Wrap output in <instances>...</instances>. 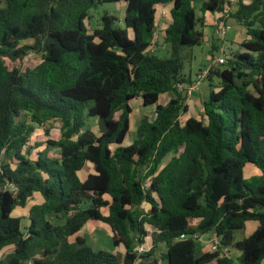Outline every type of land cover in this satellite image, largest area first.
Here are the masks:
<instances>
[{"label": "trees", "instance_id": "16d2710c", "mask_svg": "<svg viewBox=\"0 0 264 264\" xmlns=\"http://www.w3.org/2000/svg\"><path fill=\"white\" fill-rule=\"evenodd\" d=\"M197 1L0 0V264H264V0H239L232 17L247 30L243 51L211 70L201 119L184 121L189 107L177 85L192 81L183 53L205 38ZM116 2L126 3L123 25L105 13L91 33L89 11ZM169 4L171 52L160 57L149 48L157 7ZM229 5L202 0L201 11L223 14ZM30 53L40 60L28 61ZM138 98L155 115L143 116L124 145ZM88 118L104 119L107 130L86 129ZM57 121L61 137L45 135L59 155L32 157L35 127ZM248 165L260 175L247 178ZM35 193L44 201L25 225L12 214ZM90 220L107 224L123 252L96 250L78 235ZM250 221L257 229L236 242ZM211 232L241 252L237 261L199 249L198 237ZM149 236L151 249L139 254Z\"/></svg>", "mask_w": 264, "mask_h": 264}, {"label": "rangeland", "instance_id": "374dc122", "mask_svg": "<svg viewBox=\"0 0 264 264\" xmlns=\"http://www.w3.org/2000/svg\"><path fill=\"white\" fill-rule=\"evenodd\" d=\"M201 1L202 0L197 1L195 3V7L197 9V13L200 19L204 16V14L201 11ZM229 2L230 5L226 8L227 9L226 12L223 14L221 13L222 16L220 18H217V23L215 24V26L217 29H219L220 27H222L225 21L231 20V22L234 25V30L229 25L230 29L227 35L223 39H220L217 36H215L216 39L212 41H208L205 40L204 38V41L201 45L195 46L193 48H186L183 53L184 56L183 75L186 78H189L191 75L194 76L200 69L202 70L212 65L214 60L218 59L222 55L221 47L225 49V54L230 58L236 52L243 51L241 44L247 38V30L243 26H239L238 25L239 23L236 22V20L232 17V15L236 12L238 8L239 0H229ZM105 13H109L110 15L116 16L119 20V25H123L124 22L123 19L126 13V3L125 2L105 3L95 8H92L89 11L90 16L89 19L87 20V25L91 33L94 32L95 29H98L102 26V17ZM199 29L202 30L205 35L206 25L199 23ZM162 33L163 30L158 29V39L155 43V49L153 52L160 57H168L170 56L171 47L169 44L165 43V38ZM34 54L35 53H30L27 56V60L28 61L35 59H37V61L40 60V57H37ZM218 84H219V80L216 78L215 85ZM173 96H174L173 93L162 95L160 98V103L166 104ZM132 104L134 106V114L131 117V130L129 135L127 136L124 145H128L132 143L136 138L137 127L142 117L145 115L152 116L155 111V108H145L141 98L132 102ZM182 119L184 121L186 120L184 115L182 116ZM99 121L100 120L98 118H88L86 121V129H92L98 134L101 133ZM45 128H47L50 131L49 137L51 139H59L61 137V123L59 121L48 122L45 127L37 125L35 127L34 133L31 136V141H30V146H31L30 151L32 156H35L37 153L40 152L41 153L48 152L49 154H56L57 152V149L55 148L48 149L47 145L45 144L46 141L45 139L49 138L45 135ZM170 158L171 156H169L164 161V163L165 164L168 163ZM252 170L253 169L251 168V177L254 176ZM247 175L249 176L250 173H247ZM82 176L84 177L83 174ZM39 199H41V203H43V197L41 196V194L35 193V195L29 200L26 207H17L13 211L12 215L27 218L29 216V211L32 205L40 204ZM87 205L88 204H83V208H87L88 207ZM143 206H144V210L145 208L147 209L149 208V205L147 203H145ZM49 218L55 224H60L61 222H64L65 219L64 216L57 217L54 215H50ZM24 222L28 224V222L26 221ZM247 224L248 226L246 227V229L244 231H241L239 234H237V237H239L242 234L244 235L249 230H251L252 232L253 228L258 226V223L255 221H250ZM78 235L85 237L87 243L96 250H105L114 253H120L123 252L124 250L123 247L119 248L114 246L111 229L107 224L103 222L94 221V220L88 221ZM206 238H208L206 242H210V240L213 239V237L211 238V236ZM203 239H205V237L202 238L201 242H203ZM74 240H75V236L71 237V241ZM159 249L160 250H158V255H161L163 250L164 251L166 250V247L164 245H161ZM10 250L11 248H6L1 254V257H3ZM234 250L231 252V257L235 261H237L239 256ZM137 264H139V262H137ZM160 264H167V262L161 259ZM211 264L214 263L212 262Z\"/></svg>", "mask_w": 264, "mask_h": 264}, {"label": "crops", "instance_id": "0c3cea01", "mask_svg": "<svg viewBox=\"0 0 264 264\" xmlns=\"http://www.w3.org/2000/svg\"><path fill=\"white\" fill-rule=\"evenodd\" d=\"M165 7H166V9L168 11L169 16L167 18H159V19L157 18V22H156V24H157V29H156L157 35H158V29L163 30V33L162 34H163L164 38H165V30L168 27L169 23L172 21L171 11H172L173 5L172 4H169V5H166ZM221 16H222L221 13H219V14L218 13H216V14H212V13L211 14L210 13L204 14V16H203L205 18V24L204 25H206V29H205V40L212 41V40L216 39L215 36H216V32H217L218 29L216 28L215 24L217 23V18H220ZM226 23L229 24L232 27V29L234 30V25L231 22V20H227ZM238 25L241 26L240 24H238ZM216 47H219V46H216ZM200 71H201V69L194 76L191 75L189 77L190 80L193 81L196 78V76L198 75V73ZM210 90H211V82L209 80H207V81H205L203 83V85L200 88V90L196 91L192 96H190V97L187 98L186 104L189 107V111H188V113L184 114V116H185L186 119H188L189 117H194V118H197V119H201V112L203 110V104H204V101L208 98L209 93H210ZM136 100L137 99L133 100L132 102H134ZM132 102H131V106L133 108V113H132V116H133V114H134V106H133ZM145 108H155V106H150V107H145ZM47 139H45V140L47 141ZM46 141H45V144H46ZM37 155H38V153L35 156H32V155L31 156L36 158ZM49 155L50 156H56L57 157L59 155V149H57L56 154H49ZM251 168L253 169L252 171H253L254 176L260 175V170L257 167H255L254 165H248L246 167V169H245V176L247 178H250L251 177ZM90 173H91V169H89V170H82V171L79 172V176H80V178L82 180H85ZM247 173H250V175L248 176ZM82 174L84 175V177L82 176ZM39 202H40V204H42L41 203V199H39ZM33 205H35V204H33ZM143 208H144V206H143ZM150 208L151 207L149 205V208L148 209H150ZM146 209L147 208H145V210ZM148 209L146 211H148ZM23 221L28 222V217L27 218H23ZM64 222H65V220H64ZM64 222H61L60 224H63ZM24 224L27 225L25 222H24ZM247 226H248V224H247ZM257 227L253 228V231L252 232H251V230H249L247 233H245L244 235L242 234L239 237H237V234H239L241 231L237 232L236 233V241L239 242L240 240H243L244 238L250 236L257 229ZM244 230H242V231H244ZM150 231L153 232L154 230H152V228H150ZM209 236H211V238L212 237L214 238L215 233L211 232V233H209L207 235H204L203 238L205 237V239H203V242H199V244L201 243L199 245V249H201L203 252H211V242H212V239L210 240V242H206V240H208V238H206V237H209ZM149 242L151 243V245H150ZM152 242H153L152 241V237L149 236L148 238H146V242L144 244L147 247L151 248L152 247ZM233 250L237 253L238 256H240L241 252L239 250H237L236 248H232V251ZM163 252H164V250H163ZM212 262L214 264H217V262L215 260L212 261ZM211 263H209V264H211Z\"/></svg>", "mask_w": 264, "mask_h": 264}, {"label": "built area", "instance_id": "2783aa9c", "mask_svg": "<svg viewBox=\"0 0 264 264\" xmlns=\"http://www.w3.org/2000/svg\"><path fill=\"white\" fill-rule=\"evenodd\" d=\"M168 16H169V14H168V11H167L165 5H159L157 7L156 19L157 18L158 19L159 18H167ZM229 29H230L229 24L224 23L222 25V27H220L217 30L216 36L220 39H223L227 35ZM157 39H158V35L156 33L155 38L153 40V43L149 48V50L152 52L155 49V43H156ZM221 52H222V55L218 59L214 60L212 65H210L209 67H206L205 69H202L192 82L179 83L177 85L178 91L183 93L184 95H186V97L188 98V97L192 96L196 91L200 90L203 83L207 80V77L210 74L212 69L223 67L228 63V60L230 57L225 54V49L221 48ZM185 237H186L185 235H182L181 239L185 238ZM202 238H203V236L198 237V242H201ZM150 249L151 248L147 247L145 244L137 247V251L139 252V254L144 253ZM219 251H221L223 255L232 258L231 257L232 247L223 246L221 243V239L215 235L214 238L212 239V242H211V252L216 253Z\"/></svg>", "mask_w": 264, "mask_h": 264}, {"label": "water", "instance_id": "95a60500", "mask_svg": "<svg viewBox=\"0 0 264 264\" xmlns=\"http://www.w3.org/2000/svg\"><path fill=\"white\" fill-rule=\"evenodd\" d=\"M101 132H105L107 130V123L104 119H100L99 121Z\"/></svg>", "mask_w": 264, "mask_h": 264}]
</instances>
